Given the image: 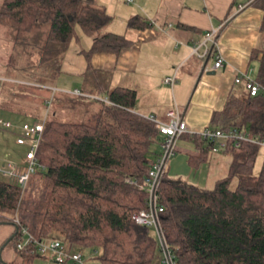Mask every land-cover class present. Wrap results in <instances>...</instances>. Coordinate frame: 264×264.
I'll return each mask as SVG.
<instances>
[{"label":"trees","instance_id":"obj_1","mask_svg":"<svg viewBox=\"0 0 264 264\" xmlns=\"http://www.w3.org/2000/svg\"><path fill=\"white\" fill-rule=\"evenodd\" d=\"M254 5L264 12V0ZM110 20L94 0L0 3V24L8 29L12 43L8 69L53 68L58 75L70 43L79 40L78 30L93 36L91 47L83 51L87 81L80 91L86 95L63 91L40 100L30 119L45 116L36 152L44 169L36 171L23 189L0 176V225L14 226L6 245L13 243L22 258L21 263L7 264H31L41 255L34 243L17 248L23 229L37 241L59 239L69 249L96 251L99 264H156L160 255L154 230L136 224L132 216L145 207L147 194L139 185L158 155L152 145L161 134L153 121L134 111L136 92L124 87L109 90L90 62L94 53H118L132 44L124 34L102 33ZM148 26L141 16L127 21L133 29ZM250 59L258 62L254 81L264 86V48L254 49ZM0 110L14 112L8 102L0 103ZM66 111L81 120H64ZM206 128L235 129L264 139L263 93H230ZM179 140L192 145L185 148L177 141L175 149L187 155L191 167L208 161L213 143L207 138L195 133ZM260 148L264 149L246 140L237 146L229 141L221 151L230 156L228 172L211 189L175 183L164 174L158 187L163 207L159 227L177 264H264V152L260 171L253 173Z\"/></svg>","mask_w":264,"mask_h":264},{"label":"crops","instance_id":"obj_2","mask_svg":"<svg viewBox=\"0 0 264 264\" xmlns=\"http://www.w3.org/2000/svg\"><path fill=\"white\" fill-rule=\"evenodd\" d=\"M94 2L111 16L102 33L124 34L132 44L118 53L92 54V68L100 72V77L109 90L115 87L133 89L136 92L134 111L142 116H153L158 121H166L167 111L176 105L189 129L200 132L209 125L212 113L223 107L230 93L240 95L244 92V80L236 83V77L246 75L253 80L256 78L258 62L251 60L250 55L254 49L264 48V12L254 5L255 0ZM133 16L145 18L150 26L144 29L127 27V21ZM211 29L217 30L215 35L218 50L224 57V65L216 70L211 69L212 59L204 60L191 55V46ZM78 36L79 40L72 41L69 45L62 69L79 78L78 85L72 91L80 90L87 81L84 76L87 61L83 51L92 45L91 40H88L86 46L81 48L82 35ZM174 73V84H164V77ZM178 144L192 148L188 141L178 139ZM19 153L22 156L23 151ZM180 153L185 155L187 164L191 167L187 155ZM21 156H18L17 162H20ZM230 161L229 155L211 151L208 161L191 169L195 171L207 165L206 186L211 189L216 180L227 174ZM10 226L12 228L6 227V224L0 226L5 227L8 238L14 231V226ZM3 231L1 228L0 244L8 239L3 236Z\"/></svg>","mask_w":264,"mask_h":264},{"label":"built area","instance_id":"obj_3","mask_svg":"<svg viewBox=\"0 0 264 264\" xmlns=\"http://www.w3.org/2000/svg\"><path fill=\"white\" fill-rule=\"evenodd\" d=\"M133 2L134 0H125ZM216 29L208 30L203 38L191 46V55L198 56L204 60L212 59L213 70H216L224 65V57L218 50L216 41ZM207 70V68H206ZM175 73L166 76L163 79L164 84L172 86L175 82ZM244 80L245 89L251 96H255L260 92L264 95V86L255 82L250 77L243 75L235 78V82L239 83ZM71 93L79 96H85L80 90H74ZM106 101V99H103ZM49 103V102H48ZM167 120L158 121L153 116L148 119L153 121L156 128L161 134V140L158 141L160 151L147 175L139 185V189L147 194L145 207L133 214L132 218L138 225L151 227L158 239L160 247V255L157 258L156 264H177L174 254L167 248L159 227L160 213L163 207L158 201V187L162 177L164 176L168 161L175 154L176 144L178 139L184 134L199 133L202 137L207 138L213 143L212 152H221L224 150L229 141H232L235 146L239 140H246L264 147V139L252 138L235 129L224 132L220 129L205 128L200 132H193L189 129L182 113L175 105L167 111ZM45 116L35 120H25L23 122H14L10 119L0 117V129L13 132L15 135V144L22 146L25 150L22 153L20 162L7 158L0 165V176L20 188H24L30 177L38 170H43L44 166L37 160L36 152L39 146L41 135L44 129ZM34 243L36 250L41 255H50L54 261L59 264H85L83 254L80 250L69 249L61 240L50 239L45 241L34 240L31 235L25 230H22L21 241L17 244L18 249H23Z\"/></svg>","mask_w":264,"mask_h":264},{"label":"rangeland","instance_id":"obj_4","mask_svg":"<svg viewBox=\"0 0 264 264\" xmlns=\"http://www.w3.org/2000/svg\"><path fill=\"white\" fill-rule=\"evenodd\" d=\"M2 0H0L1 3ZM96 3V2H95ZM78 34L82 35V41L80 43L81 48L86 46V41L93 40L92 35H85L78 30ZM11 40L8 29L0 24V75L5 77H0V103L8 102V105L12 107L14 112L0 110V117L7 118L17 121L30 120L33 113L39 109V101L43 99H50L55 95L58 97L62 95L63 91L71 92L79 83V78L70 72H66L64 69L66 53L60 62V74L56 75L52 73L53 68L43 69L35 67L32 70L26 72L16 71L14 69H8V58L11 53ZM88 47V44H87ZM264 47V46H263ZM80 48V47H79ZM36 57L33 58V60ZM51 74V75H50ZM13 100V101H12ZM13 104V105H12ZM99 102L93 103V108L97 109ZM25 111L28 116H23L17 112ZM64 120L77 121L81 120L76 117L73 111L64 112ZM159 145L154 143L152 145V150L159 153ZM24 147H17L14 144V135L7 130L0 129V165L3 160L10 158L15 161L19 160L20 153L24 151ZM264 149L260 148L258 156L256 158L253 173L257 174L260 171L262 165ZM19 156V158H18ZM155 157L154 161L156 160ZM207 165L203 166L199 170L193 171L191 167L188 166L186 157L180 152H176L174 156L170 158L167 165V178L175 183L185 182L191 185H195L201 189H208L207 180ZM0 179H2L0 177ZM236 184V179L234 178L232 182V187ZM1 226V225H0ZM6 227L12 228L9 224ZM3 228V236L8 233ZM8 236L6 237V239ZM6 241V240H5ZM4 244L2 242L0 247ZM83 254V261L85 264H99L95 259L98 252L90 249H79ZM159 254V253H158ZM3 260H10L15 263H21L22 258L15 250L13 243L4 246L1 253ZM31 264H59L54 261L53 257L38 258L35 257Z\"/></svg>","mask_w":264,"mask_h":264},{"label":"water","instance_id":"obj_5","mask_svg":"<svg viewBox=\"0 0 264 264\" xmlns=\"http://www.w3.org/2000/svg\"><path fill=\"white\" fill-rule=\"evenodd\" d=\"M10 239H11V238L9 237V238L6 240V242L0 247V261H1L2 263H4V264H7V262L4 261L3 258L1 257V251H2V249L4 248V246L6 245V243H7Z\"/></svg>","mask_w":264,"mask_h":264}]
</instances>
